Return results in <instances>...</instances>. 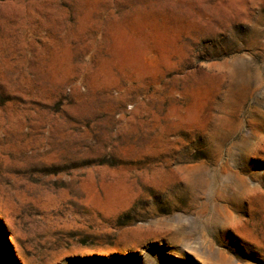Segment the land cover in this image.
<instances>
[{"label": "rangeland", "instance_id": "obj_1", "mask_svg": "<svg viewBox=\"0 0 264 264\" xmlns=\"http://www.w3.org/2000/svg\"><path fill=\"white\" fill-rule=\"evenodd\" d=\"M0 264H264V0H0Z\"/></svg>", "mask_w": 264, "mask_h": 264}]
</instances>
